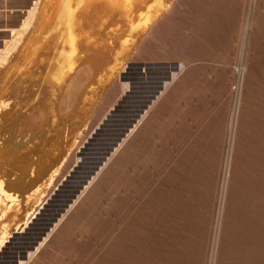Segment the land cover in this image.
I'll use <instances>...</instances> for the list:
<instances>
[{"label":"rangeland","instance_id":"1","mask_svg":"<svg viewBox=\"0 0 264 264\" xmlns=\"http://www.w3.org/2000/svg\"><path fill=\"white\" fill-rule=\"evenodd\" d=\"M154 10L121 50L117 68L105 74L95 66L99 58H86L118 47L111 42L114 27L102 20L91 25L90 15L72 23L78 65L71 77L78 81L61 86L68 100L53 115L35 102L45 109L40 115L22 98L5 122L0 202L6 208L21 202L12 196L19 189L28 195L24 216L9 227L21 236L15 233L24 220L78 165L92 134L129 90L131 66H166L143 71L163 73L169 85L24 264H264V0H163ZM20 16L11 11L6 18L19 28ZM11 27L0 28V61L12 45ZM85 63L92 70H83ZM5 220L0 214V229Z\"/></svg>","mask_w":264,"mask_h":264},{"label":"bare ground","instance_id":"2","mask_svg":"<svg viewBox=\"0 0 264 264\" xmlns=\"http://www.w3.org/2000/svg\"><path fill=\"white\" fill-rule=\"evenodd\" d=\"M14 2H15V0L13 1V3ZM162 2H163V0H32L31 3H29L27 7L24 6L25 9L22 11V17L20 16L21 17V18H19L20 20L18 19L19 22L17 21L18 23L16 24V27H19L21 21H22V25L19 28H15L13 26L14 24L11 22L12 27L10 29L9 34L11 37L10 44H12V45L10 47H8L10 50L8 49L9 52L6 54V58L5 59L3 58L4 61H0V133H1L2 129L4 127H6L5 122L11 116H13L15 113L17 114V112L20 108V107L18 108L17 106L22 105V101H23L22 98H25V101L28 103L34 102L33 111L34 112L37 111L40 115L43 113L42 111L45 109H46L45 112H50L53 115L54 111H56L54 109H57L56 107L58 106V104L59 103L63 104V102H59L63 99L61 97L62 96L61 95V92H62L61 86L65 85L66 83L68 84V82H70V80L73 81L71 76L74 72L72 70L74 69V66L78 65V64L75 65L76 64L75 60L77 58L76 57L77 55H74V54H77V52H78L77 49L80 50L79 47L81 46L79 44L80 41L79 42L77 41L78 43H76V44H79L78 45L79 47L76 49L77 52H75V47H76V46L74 47L75 43L73 45L71 44V42L73 43V39L71 40L69 35H70V31H73L72 23L75 24L78 21H82L81 17L89 18V15H90V16H92V18L95 21L96 20H102L103 22H106V23L108 22V24L110 23L114 27V30H113V28H112V30H113L115 35L113 37H111L112 38L111 42L114 43L115 45H117L118 47L109 44L108 45L109 47H106L104 49L102 48L101 51L99 49L100 52L98 55H96V54L95 55H89L86 58L88 61L99 58V60H101V63L96 64L95 66L97 68L100 67L101 71H103L102 73L105 74V73H108L109 71H112V69L117 68L119 61L121 60L120 59L121 54H122L121 50H123V47L130 46L132 37L136 33L138 28L145 26L147 24L148 20L151 19L152 10L161 8ZM15 3L17 4V1ZM5 4L6 3H4L3 5H5ZM36 5H37V8H36ZM16 7H18V6H16ZM7 8H9V5ZM12 8L14 11V6H12ZM34 8H36V10ZM6 10L9 11V9H6ZM34 10H35V18L33 20L34 22L32 24L31 23L29 24V20H28L29 16H31L33 14ZM75 10L80 11L82 15H80L78 17L77 16L78 12H77L76 17H75V13H76V12L74 13ZM1 11H3V9ZM16 11H18V10H16ZM4 13H5V11H4ZM13 15H11L9 18H11ZM17 15H18V13H17ZM3 16H8V12H7V15H3ZM15 19H16V17H15ZM7 20H10V19H7ZM97 22L98 21L92 23V21H90L89 23H92L91 25H93V24L95 25V23H97ZM81 24H83V23H81ZM105 24H103V25H105ZM83 26H85V25L83 24ZM109 26H107V27H109ZM87 27L88 26H85V29ZM111 27H109V28H111ZM21 28H23V29L25 28L24 29L25 32L21 33V35L23 34L22 36L20 35L21 37L18 36L19 35L18 34L17 35L19 37L18 41L16 43L15 42L12 43V40H13L15 34L17 33V29H21ZM82 28L84 30V27H82ZM98 28H100V27H98ZM103 29L105 30L104 33L107 34L106 33L107 28L103 27ZM96 30H97V28H96ZM104 30H99V32L104 31ZM88 32H90V31H88ZM72 33L73 32H71V34ZM92 33H94V32L92 31ZM94 34H92V35H94ZM110 34H112V33H110ZM75 35L79 36L77 34H75ZM107 35L109 36V34H107ZM103 36L104 35H102V37ZM115 36H116V38H115ZM80 37H82V36L80 35ZM69 38L71 41L69 40ZM92 38H91V40H92ZM76 39H77V37H76ZM85 40H86V38H85ZM101 40H104V38ZM105 40H106V38H105ZM90 42H89V44H90ZM86 44H88V43H86ZM94 44L95 43L93 42L92 45H94ZM98 45H100V44H98ZM85 47H87V46H85ZM85 47H82V48H85ZM90 47H89V49H90ZM82 48H81V51L84 50ZM8 50H6V51H8ZM96 51H97V49H96ZM82 52H84V51H82ZM86 52H87V50H86ZM2 53H5V51ZM82 54H80V55H82ZM2 57H4V56H2ZM86 65H88V63L87 64L85 63V66H84L85 69L82 66L83 70H86L87 68L90 70L91 68L86 67ZM88 66H90V65H88ZM88 69H87V71H88ZM77 71H79V69H77ZM79 72L77 73V75H80V79L77 78V76L75 74H74V76H76V78L79 79V82H80L81 77H82V75H81L82 70ZM90 72L91 71L87 72V74ZM83 73H86V72H83ZM99 76L100 75H98V77ZM85 78L87 79V77H85ZM104 79H105V77H104ZM77 81L75 80L73 82L77 83ZM96 83H98V81ZM69 84H71V83H69ZM167 84H168L167 81L164 82L163 89H165ZM76 85H78V84H76ZM89 89H91V85L89 86ZM64 90L65 89H63V91ZM66 91H67V93L69 92L68 90H66ZM91 91H92V89H91ZM87 92H88V90H87ZM89 92H90V90H89ZM84 93H85V91H84ZM71 94H73V92ZM89 94H91V93H89ZM160 94H161V92H160ZM65 97H64V99H66ZM68 97L69 96H67L66 100H68ZM81 98H82V96H81ZM156 98H159V97H156ZM35 102L36 103L40 102V105L43 104L45 106V109H44V107H43V110L40 109L41 107L37 108L36 106H38L39 103L35 104ZM67 103H68V101H67ZM82 105H83V103H82ZM31 106H32V104H31ZM70 107H71V105L69 106V108ZM148 108H150V106ZM147 110H149V109H147ZM147 110H145L143 112V114L148 112ZM40 112H42V113H40ZM35 114H34V116H35ZM8 123H9V121H8ZM136 123L132 126V128L129 129L128 133H130L135 128V126H137ZM2 132L4 133V131H2ZM18 132H19V130H18ZM128 133L125 135L127 136ZM120 144H118V146ZM1 146H2V143L0 141V148H1ZM2 150H3L2 152L4 153V149H2ZM6 151H7V149H6ZM99 170H100V168H99ZM93 178H94V176L91 178L90 181H88L87 185H85V187L80 192V194L89 186V184L91 183ZM20 180H18V181H20ZM13 181H15V180H13ZM20 186H21V184H20ZM80 194L77 196V198L80 196ZM12 196L19 197L21 199V202H18V203L16 202V203L12 204L11 206H9L8 208L5 207L6 204H4L3 202H0V214L3 213V215H6V220H5L6 224L3 227H1V229H0V234H2V237L0 236V250L5 246L6 242L9 240V238L12 235H14L13 233L15 231L12 230V228L11 229L9 228L10 225L16 224L18 222V220H20L25 214L23 211V203L27 199L28 195H26V193L23 192L22 189H19V191L13 192ZM77 198L73 201V203L69 206V208L76 202ZM20 199H19V201H20ZM42 202L39 203V207L37 206L38 208L36 207L37 209H35V208H34L35 210L33 209V212H31L32 214L30 216H28V219L24 220V224L20 228V231H22L27 226V224L30 222V220L37 213L39 208H41V204H43ZM65 212H67V211H65ZM54 227H56V224H54L50 228V230L47 232V234L43 237V239L35 247V250L30 251L28 253L26 260H28L31 257V255L34 254L35 251L38 250V248L41 246V244L46 240L47 236L49 235V232L53 231L52 229ZM26 260L25 259H19L18 264H24L25 262H27Z\"/></svg>","mask_w":264,"mask_h":264},{"label":"water","instance_id":"3","mask_svg":"<svg viewBox=\"0 0 264 264\" xmlns=\"http://www.w3.org/2000/svg\"><path fill=\"white\" fill-rule=\"evenodd\" d=\"M131 69L135 72L125 76L130 82L127 93L92 134L82 151L78 165L68 174L47 203L37 211L27 226L15 233L22 235H12L6 242L7 245L5 244L0 250L3 252L1 264H18L19 259H26L28 253L35 250L94 172L163 88L166 77L163 73L154 76L145 75L143 71L146 69L162 71L166 69L165 65L136 64L132 65ZM8 247H12L13 251L7 252Z\"/></svg>","mask_w":264,"mask_h":264},{"label":"crops","instance_id":"4","mask_svg":"<svg viewBox=\"0 0 264 264\" xmlns=\"http://www.w3.org/2000/svg\"><path fill=\"white\" fill-rule=\"evenodd\" d=\"M7 1V2H6ZM13 1L14 0H1L0 1V9L2 10L3 9V11H1L0 10V13H1V15H0V28H3V29H9L10 28V26H11V22H9L10 20H7V18H6V16H3V15H7V12L8 13H10L11 11H13V8H12V6H14V11H16V10H18V11H23L24 9H25V7L24 6H27V0H15V2L17 1V4L14 2L13 3ZM4 3H6L5 5H3ZM12 4V5H11ZM14 4V5H13ZM19 4V5H18ZM7 5V6H6ZM8 5H9V8H7L8 7ZM18 6V7H16V6ZM6 7V8H5ZM20 7V8H19ZM12 8V9H11ZM16 8V9H15ZM18 8V9H17ZM6 9H9V11L8 10H6ZM4 11H5V13H4ZM4 19H3V18Z\"/></svg>","mask_w":264,"mask_h":264}]
</instances>
